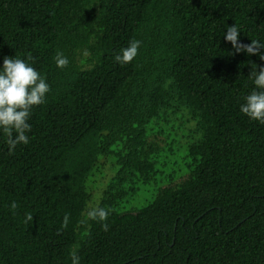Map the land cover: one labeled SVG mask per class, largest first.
<instances>
[{
  "label": "trees",
  "instance_id": "trees-1",
  "mask_svg": "<svg viewBox=\"0 0 264 264\" xmlns=\"http://www.w3.org/2000/svg\"><path fill=\"white\" fill-rule=\"evenodd\" d=\"M233 23L264 41V0H0V63L31 57L50 86L28 144L0 132V264H264V124L239 111L264 60L224 39ZM176 145L190 163L166 172Z\"/></svg>",
  "mask_w": 264,
  "mask_h": 264
},
{
  "label": "clouds",
  "instance_id": "clouds-1",
  "mask_svg": "<svg viewBox=\"0 0 264 264\" xmlns=\"http://www.w3.org/2000/svg\"><path fill=\"white\" fill-rule=\"evenodd\" d=\"M224 39L231 42L236 52L244 51L245 54L258 55L264 60V41L251 39L248 44L238 43L239 28L235 23L226 28ZM139 40H130L126 47H122L114 57L120 64H127L132 61L137 54L140 45ZM31 57L19 58L14 56H5L0 63V132L7 137L9 154L14 152L17 144H28V132L31 125L28 123L31 114V108L34 105H40L45 101V94L49 92L50 86L36 68L29 61ZM58 68H63L68 64V60L61 53L54 57ZM254 87L243 96V102L239 105V111L248 118L264 124V64L251 66L248 74ZM16 202L11 201L9 207L16 208ZM110 209L100 206L90 207L86 216L91 220L105 221L110 215ZM28 219H32L29 215ZM64 223H67V216L64 217ZM107 223H101V228L108 230ZM71 264H80V257L75 252L71 254Z\"/></svg>",
  "mask_w": 264,
  "mask_h": 264
},
{
  "label": "rangeland",
  "instance_id": "rangeland-1",
  "mask_svg": "<svg viewBox=\"0 0 264 264\" xmlns=\"http://www.w3.org/2000/svg\"><path fill=\"white\" fill-rule=\"evenodd\" d=\"M189 139L190 138L186 139V141ZM175 149H176L175 155L170 157L169 163L167 164L166 167H164L166 172L172 171L173 169H176V170L180 169L182 171L187 170V166L190 163L187 157L183 158V154L185 153L186 150L183 152L178 151V145L175 146ZM113 169L115 170L114 166H113ZM104 170H105V174H103L104 172L102 171V169L100 170V172H98L101 175L102 174L103 175L97 177L98 180L95 185L93 184V180H94V177L97 176L98 173L94 177H91L89 180V187L93 189L95 196H92L91 200L88 202L87 207H86L87 210L90 207L98 205V203L95 204L96 197H99L100 195H102L101 193H102V190L105 184L109 181L111 176L114 174V171H113L112 175L108 177L107 168H105ZM165 183H166L165 180L159 179L158 183H152V184L147 185L137 195H135L134 197H130L127 200H125L123 203H121L119 206V210L129 211V210L136 209V208H139L147 204L149 201L153 199L159 187H161V185Z\"/></svg>",
  "mask_w": 264,
  "mask_h": 264
}]
</instances>
